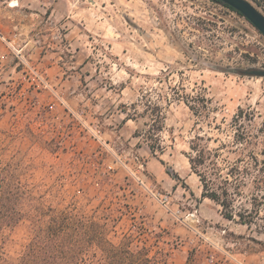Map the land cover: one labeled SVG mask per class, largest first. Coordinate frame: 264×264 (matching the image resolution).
I'll return each instance as SVG.
<instances>
[{
  "label": "rangeland",
  "instance_id": "obj_1",
  "mask_svg": "<svg viewBox=\"0 0 264 264\" xmlns=\"http://www.w3.org/2000/svg\"><path fill=\"white\" fill-rule=\"evenodd\" d=\"M232 69L264 70V36L213 0H0V154L21 152L56 207L106 214L115 244L264 264V220L223 219L190 162L195 145L226 170L264 160V77ZM257 194L247 179L235 211L264 216ZM31 239L25 221L0 247L16 261Z\"/></svg>",
  "mask_w": 264,
  "mask_h": 264
},
{
  "label": "trees",
  "instance_id": "obj_2",
  "mask_svg": "<svg viewBox=\"0 0 264 264\" xmlns=\"http://www.w3.org/2000/svg\"><path fill=\"white\" fill-rule=\"evenodd\" d=\"M233 70H237L234 74L242 76L254 71H224L233 73ZM4 97L0 90L1 109L7 106ZM162 130L163 126L159 131ZM152 142L149 148L155 155L161 151V145ZM193 150L196 154L190 157V162L203 184L202 196L221 207L223 219L233 222L238 218L241 224L248 226L256 219L264 220L259 207L248 215L236 212L234 207L247 179L260 191L264 188V160L250 155L239 158L226 170L212 160L208 165L206 151L198 145L193 146ZM31 168L32 164L21 152L7 159L0 154V239L25 221L31 223L32 229V239L18 260H8L0 247V264H167L166 254L152 255L147 246L135 244L132 237L125 236L119 244L113 243L109 238L111 220L106 214L96 212L87 216L74 205L56 207L51 204L47 191L37 194L35 186L29 182ZM253 204H264V196L255 195Z\"/></svg>",
  "mask_w": 264,
  "mask_h": 264
},
{
  "label": "water",
  "instance_id": "obj_3",
  "mask_svg": "<svg viewBox=\"0 0 264 264\" xmlns=\"http://www.w3.org/2000/svg\"><path fill=\"white\" fill-rule=\"evenodd\" d=\"M221 4L229 6L235 12L245 18L257 31L264 36V12L259 10L249 0H217ZM233 73H237V70H233ZM248 76L252 77H264V70H254L252 72H246ZM250 74V75H249Z\"/></svg>",
  "mask_w": 264,
  "mask_h": 264
},
{
  "label": "bare ground",
  "instance_id": "obj_4",
  "mask_svg": "<svg viewBox=\"0 0 264 264\" xmlns=\"http://www.w3.org/2000/svg\"><path fill=\"white\" fill-rule=\"evenodd\" d=\"M14 6H16V5H14Z\"/></svg>",
  "mask_w": 264,
  "mask_h": 264
}]
</instances>
